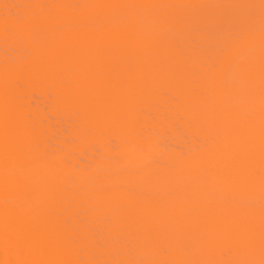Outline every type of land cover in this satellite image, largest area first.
<instances>
[{"label":"bare ground","instance_id":"1","mask_svg":"<svg viewBox=\"0 0 264 264\" xmlns=\"http://www.w3.org/2000/svg\"><path fill=\"white\" fill-rule=\"evenodd\" d=\"M0 264H264V0H0Z\"/></svg>","mask_w":264,"mask_h":264}]
</instances>
